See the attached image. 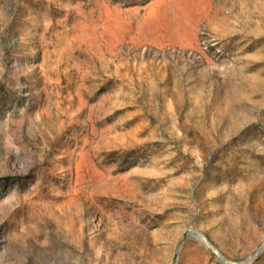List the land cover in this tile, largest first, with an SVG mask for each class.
<instances>
[{
    "label": "rangeland",
    "instance_id": "rangeland-1",
    "mask_svg": "<svg viewBox=\"0 0 264 264\" xmlns=\"http://www.w3.org/2000/svg\"><path fill=\"white\" fill-rule=\"evenodd\" d=\"M0 264H264V0H0Z\"/></svg>",
    "mask_w": 264,
    "mask_h": 264
}]
</instances>
